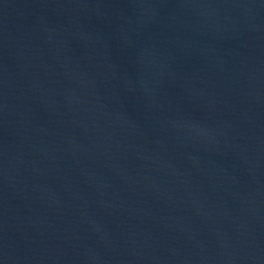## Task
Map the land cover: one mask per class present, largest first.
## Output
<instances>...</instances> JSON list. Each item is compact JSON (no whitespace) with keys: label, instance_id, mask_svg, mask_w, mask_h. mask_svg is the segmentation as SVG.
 I'll return each instance as SVG.
<instances>
[{"label":"water","instance_id":"1","mask_svg":"<svg viewBox=\"0 0 264 264\" xmlns=\"http://www.w3.org/2000/svg\"><path fill=\"white\" fill-rule=\"evenodd\" d=\"M0 264H264V0H0Z\"/></svg>","mask_w":264,"mask_h":264}]
</instances>
